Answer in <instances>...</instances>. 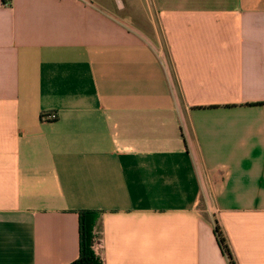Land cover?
I'll return each instance as SVG.
<instances>
[{"label":"crops","instance_id":"crops-1","mask_svg":"<svg viewBox=\"0 0 264 264\" xmlns=\"http://www.w3.org/2000/svg\"><path fill=\"white\" fill-rule=\"evenodd\" d=\"M262 103L264 0H0V264H264Z\"/></svg>","mask_w":264,"mask_h":264},{"label":"trees","instance_id":"trees-1","mask_svg":"<svg viewBox=\"0 0 264 264\" xmlns=\"http://www.w3.org/2000/svg\"><path fill=\"white\" fill-rule=\"evenodd\" d=\"M264 106V103H262ZM78 214V255L69 264H104L103 259L95 250L97 241V234L94 230L96 212L90 210H81ZM215 235L217 243L222 252L228 257L231 264L232 259L229 250L225 244V240L221 236L217 227L215 226Z\"/></svg>","mask_w":264,"mask_h":264},{"label":"built area","instance_id":"built-area-1","mask_svg":"<svg viewBox=\"0 0 264 264\" xmlns=\"http://www.w3.org/2000/svg\"><path fill=\"white\" fill-rule=\"evenodd\" d=\"M43 119L55 120L57 118L56 113L50 112L42 115Z\"/></svg>","mask_w":264,"mask_h":264}]
</instances>
